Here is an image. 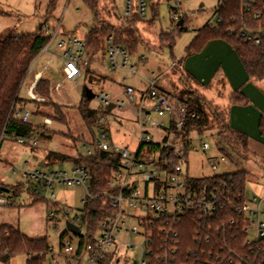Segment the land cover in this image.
Masks as SVG:
<instances>
[{
    "label": "rangeland",
    "instance_id": "obj_1",
    "mask_svg": "<svg viewBox=\"0 0 264 264\" xmlns=\"http://www.w3.org/2000/svg\"><path fill=\"white\" fill-rule=\"evenodd\" d=\"M115 4V9L113 2ZM132 11L135 12L136 0H132ZM178 4L176 16L178 20L185 19L187 31L180 33L176 38L171 49L165 48L161 51L159 35L162 31L170 30L174 27L176 21L174 17V5ZM50 0H0V38L8 35L20 36L32 34L40 24H45L50 29L59 25L60 30L57 36L51 42V50L59 40H65L62 33H72L79 40L87 33L88 28L93 24V17L90 10L81 0H57L52 12H47ZM146 10L139 22H127L120 19L125 15L128 0H100L99 8L103 18L112 24L114 34L124 36V30L130 29L131 37L138 36L141 44L137 46L134 54L128 55L127 64L122 69L108 70L107 56L99 58L100 62L90 66L91 71L106 76V81L97 80L96 76H91L86 69L85 54L82 55L83 66L81 77L77 79V84L63 80L59 74L61 63L57 57L52 58L48 65V71L56 77L57 82L61 84L60 92L62 96H53V102L60 105L65 115L66 126L58 125V122H52L47 126L50 130L41 136L36 148H29L25 145L16 143L13 139L4 138L0 143V186L11 190V193H1L0 198L5 200L4 205H0V225H11L20 230L21 233L30 238H44L54 253L59 251L60 236L66 231L67 219L73 218L80 212L81 200L84 197V189L80 186H55L53 191L55 199H42L30 193L27 188L29 182L25 175L32 174L35 169L42 173L55 172L57 170L65 171L69 176L72 164L69 162L49 164L45 157L48 152L63 154L67 158H74L81 148L80 142L73 141L72 138L82 136L84 141L90 143L91 132L88 126L83 123L77 111V104L82 100L85 87L92 90L97 95L104 91L110 96H117L125 99L124 89L126 86L132 87L136 94L146 92L149 81L156 80L157 88L177 94L179 91L191 92L200 96L204 100L209 113H218L226 118L230 126L234 129L244 132L250 140V150L245 154V160L242 165L249 171V180L245 185V195L247 199L256 197L264 200V186L259 178L258 167L253 155H257L256 146L258 134L256 128L250 126L247 122L246 128H239L233 121L231 115L234 109L230 111L227 108L228 101L233 95L242 93V87L247 83L252 85L262 96H264V80L250 81L243 80L238 84L245 74L241 70L235 55L228 45L223 41H212L207 43L202 49L193 53L187 51L188 46L193 41L197 32L208 22L212 23V18L218 6V0H145ZM117 12V13H116ZM149 20H152L149 22ZM50 44V45H51ZM50 50V51H51ZM62 51V52H61ZM60 53L62 66L63 49L58 48L56 56ZM46 57V56H45ZM42 58L35 62L29 68L34 72L45 61ZM98 60V59H97ZM172 62H176V68L170 69ZM63 70V68H62ZM29 77L20 89V97H27V86ZM54 86V85H53ZM187 96L186 93L183 95ZM38 103L49 105L51 101L39 98ZM28 103L27 110L30 112L29 122L36 124L42 122L46 117L35 114L36 108L40 111L52 114L51 107H39ZM37 106V107H36ZM89 106L102 110L100 102L94 98L89 102ZM244 106L249 109H259L258 106L247 102ZM117 117L122 112L112 110L110 117ZM260 113V112H259ZM122 119L123 127L120 130L111 128L109 130V139L107 142L114 148L133 151L137 148V135L139 133L137 118L132 113H125ZM48 119V118H47ZM238 127V128H237ZM93 132H97L93 128ZM154 137H163L161 132L149 130ZM191 148L183 155H178L182 162L183 171L191 178H202L214 174L230 173L235 171V167L225 168L218 165L216 171L209 169V162H215L220 156L215 147L214 130L206 131L202 135L191 134ZM206 142L209 145L208 150L201 151L200 143ZM56 144V145H55ZM89 145V144H87ZM90 146V145H89ZM193 148V149H192ZM251 151V152H250ZM175 154V153H174ZM45 162V165L38 167L39 163ZM260 167L264 168V163L259 159ZM31 185V184H30ZM15 186V187H13ZM15 189V191H12ZM14 194H13V193ZM10 203V204H8ZM55 203V204H54ZM264 205V203H263ZM64 211H68V218L64 217ZM53 212V216L49 214ZM130 226L134 224L128 220ZM73 243L78 239L67 233L66 235ZM251 236V233L249 234ZM120 240L134 245L132 255L138 254L142 241L135 235L120 236ZM118 251L124 253V247L118 245ZM49 254L44 264H49ZM123 258V256H122ZM6 264H26L24 255L14 256ZM125 264V263H122Z\"/></svg>",
    "mask_w": 264,
    "mask_h": 264
},
{
    "label": "built area",
    "instance_id": "obj_2",
    "mask_svg": "<svg viewBox=\"0 0 264 264\" xmlns=\"http://www.w3.org/2000/svg\"><path fill=\"white\" fill-rule=\"evenodd\" d=\"M222 1L218 0V6L212 18L213 22H208V26L214 27L220 22L218 10ZM177 5L175 2L174 21L178 20L175 13ZM132 7V0H128L125 17H130L134 13ZM135 7V13L143 16L146 10L145 0H136ZM239 11L241 14L249 16L250 21L255 25H243L238 31V36L245 42L254 45L264 43V0H240ZM59 30V25L52 29L44 25V34L52 35L51 42ZM57 47L63 49V79L76 84V78L80 76V69L83 66L82 55L85 54L82 41L76 37H70L67 40H59ZM104 47L109 71L122 69L127 64L128 53L114 45L112 35L106 37ZM45 51H47V47L43 50V52ZM148 83L147 91L139 92L138 95L132 87L126 86L124 89L125 99L110 97L104 91L95 95L102 109L113 105L110 111L107 109L108 112L111 113L114 109L122 112L119 115L120 118L117 117V113L113 117H110L109 114L100 116V121L104 124L105 129L96 135L97 149L113 152L119 157V168L107 182L110 191L102 195L110 203L112 210L99 221L97 230L84 244H81L79 240L80 236L86 235L85 227L81 224L80 212L73 220H70L67 219L69 212L64 211L66 222L77 226L80 229V234L75 236L67 231L74 235L78 241L73 243L66 234L61 240L57 253H54L50 247L52 255L49 264H195L198 263V258L206 254L198 246L211 242L212 230H218L217 233H221L227 227L235 225L236 221L231 219L228 222H221V226L218 228L212 227V224L220 219L228 190L219 186L196 190L190 184L191 177H188L181 167V158L177 160L176 164L170 165V161L163 158L158 150H151L150 145L159 144L169 148L177 157L183 155L185 149L188 151L191 148V141L178 136V133L181 132L187 120L196 118V114L189 111L183 101L157 88L156 80H151ZM33 87L29 88L27 98L40 102L41 100L33 93ZM60 87L61 84L55 82L54 89L59 92ZM127 112L137 118L139 130L138 145L133 151L114 148L107 142L111 128L122 129L121 118L124 119ZM29 117L30 112L24 106H16L12 112V118L24 124L29 122ZM41 123L48 126L51 121L45 118ZM149 130L161 132L164 136L154 137ZM41 136L40 133H32L16 137L14 141L29 148H36ZM208 148L209 145L206 142L200 143L201 151H206ZM92 152L93 148L82 143L77 154L89 156ZM218 165L225 168L233 166L227 157L219 156L215 162H209V169L216 171ZM25 179L31 184L32 195L45 200L55 199L53 191L55 186L82 187L85 193L81 205L84 198L89 196L87 190L89 173L83 166L72 165L69 176L65 171L42 173L39 169H35L32 174H26ZM4 204L5 200L0 198V205ZM232 205L244 223L245 243L260 250L264 255L263 199L246 198L241 204ZM52 216L53 212L49 214V217ZM190 219L196 223L194 244L198 248L188 251L187 258L192 259L191 263L188 261L178 263V230L183 222ZM128 220H132L134 224L129 226ZM250 233L251 236H249ZM122 234L135 235L141 239L142 246L139 247L138 254H131L134 245L121 241ZM118 245L124 247V253L118 251ZM229 253L237 260L234 261V264H260L257 261L258 253L254 255L253 259L242 257L233 251ZM208 256L210 257V253ZM216 261L219 263L221 257L216 255Z\"/></svg>",
    "mask_w": 264,
    "mask_h": 264
},
{
    "label": "trees",
    "instance_id": "obj_3",
    "mask_svg": "<svg viewBox=\"0 0 264 264\" xmlns=\"http://www.w3.org/2000/svg\"><path fill=\"white\" fill-rule=\"evenodd\" d=\"M56 1L50 0L47 12L54 10ZM81 1L90 10L93 17V24L88 28L83 40L84 51L87 54L84 69L91 76H96L97 80H106V76L90 70L92 64L99 63V58L102 59V57L105 58L106 56L104 47L106 37L112 35L114 45L123 49L128 55L134 54L141 42L138 36L132 39L128 38V36L131 37L130 29L123 31L126 38L114 34L116 28H113L112 24H109L100 12L102 9V7L99 8L100 0ZM112 3L115 9L114 1ZM239 6L240 0H223L218 10L220 22L214 27L207 24L203 26L188 46L187 51L195 53L208 41L222 40L230 46L248 77L255 81L264 80V43L254 45L245 42L238 36V31L243 25H255L254 22L250 21L249 16L240 13ZM117 15L120 19L127 22H139L141 20V16L135 12L130 17L121 16L118 13ZM181 19V26H177L178 20L174 23L172 29L160 33L159 43L161 44V51L165 48L171 49L175 38L180 33L187 31L185 19ZM44 25L40 24L32 34L17 37L8 35L0 38V143L5 137L14 140L16 137L27 136L32 133L43 135L47 130H50L42 123L34 125L28 122L24 124L12 118V112L16 106H25L28 103H33L34 105L40 104L39 107H51L52 114L44 113L38 108H36L35 114L48 118L51 123L58 122V125L66 126V129L68 127L60 105L53 102L49 80L40 78L33 87L35 96L46 99L48 102L51 101L49 105L41 104L28 98L24 99L19 95L29 68L34 64L43 50L46 47L48 49L51 42L52 35L44 34ZM172 63L173 65L170 69L176 68L177 63ZM184 93L187 94L186 97L183 96ZM173 96L183 101L187 105L188 110L196 114L195 119L186 121L178 136L191 141L192 133L202 135L207 130H214L216 150L220 156L227 157L235 167V171L230 173L214 174L202 178H190V184L196 190L216 186L224 187L228 190L225 196L224 207L220 213V219L212 224L214 229L221 226V222H228L231 219L236 221L234 226L227 227L224 232L217 233L218 230H212L213 236L211 242L202 243L201 246H198L206 254L198 258V263L195 264H234V261L237 260L229 253L230 251L251 259L258 253L257 261L260 264H264V255L261 254L260 250H256L253 246L245 243L246 237L243 233L244 223L232 205H239L246 199L245 185L249 180L250 173L243 167L242 162L245 160V154L248 151L247 136L233 129L221 114L215 112L209 113L204 100L200 96L184 90L177 92ZM89 102L83 93L82 100L77 104L76 109L83 123L88 126L91 132V140L87 144L93 148V152L89 156L77 154L74 158L70 159L63 154L51 151L45 157V160L49 164L69 162L72 165L83 166L88 170L89 181L87 190L89 196L84 198L80 209L81 224L85 227L86 231L85 236L79 237L81 244L89 241V237L97 230L99 221L112 210L110 203L102 195L110 191L107 182L119 168L120 164L117 154L104 152L96 147V135L99 131L105 129L104 124L100 121V116L108 115L110 112L107 109L96 110L89 106ZM93 128L97 131L96 133L93 132ZM70 138L73 141L86 144L82 136L77 138H72L71 136ZM150 148L151 150H158L163 155V158L170 161V165L176 164L180 158L175 156L166 146L154 144L150 145ZM186 152L187 149L184 151V157ZM42 163L44 166L45 162L43 161ZM6 187L0 186V194L11 193V190ZM27 190L31 193L30 184ZM12 191H15V189H12ZM195 229L196 223L193 219L181 224L177 239L178 263L185 261L192 262V259H188L187 256L190 249L198 248L194 244ZM66 234L67 232L60 236V243ZM50 253L51 248L46 239L30 238L21 233L16 227L7 224L0 225V264L8 263L16 255H24L26 257V264H44ZM209 253L210 257L208 256ZM216 255L221 257L219 263L216 261Z\"/></svg>",
    "mask_w": 264,
    "mask_h": 264
},
{
    "label": "crops",
    "instance_id": "obj_4",
    "mask_svg": "<svg viewBox=\"0 0 264 264\" xmlns=\"http://www.w3.org/2000/svg\"><path fill=\"white\" fill-rule=\"evenodd\" d=\"M62 35L65 38V40H67V38H70V37H75V34H71V33L65 34V32L62 33ZM84 36H83V39L80 40V41H82V43H83V40H84ZM214 41H222V40H214ZM210 42H212V41H208L207 43H210ZM57 43H56V45L54 46V48L52 50H51V46L53 44H51L48 47L47 51L43 52L38 57V59L35 61V62H38L42 58L44 59V57L46 56L45 57V61L43 62V65L42 64L39 65V66L42 67V69H38L37 68L34 72L29 71L30 69L28 70V73L26 75V78L29 77L30 81H29V84L27 86V92H28V90H29V88L31 86H35L36 82L40 78H43V79L49 80V82H50L51 91H52V97L53 96H56V95L62 96L60 90H59V92L56 91L54 89V86H53L55 84V82H57L56 77L52 76V73L47 70L48 69V65L50 64L52 58L57 57L58 58V61L61 63V66H60V68H59L58 71H59V74L61 75V78L63 79V76H62V68H63V66H62V62L60 60V53L62 51L59 52V55L58 56H56V53L58 52V48H59V47H57ZM207 43H205L203 45V47ZM228 47L230 48L229 45H228ZM231 51H232V49H231ZM232 53L234 54L233 51H232ZM86 55L87 54L85 53V55H84L85 58H86ZM235 57H236V55H235ZM236 59H237V57H236ZM237 62L239 64L241 70L245 74V78H243L240 82H238V84L239 85L242 84L243 80H247V78L250 81H252L253 79L250 78V77H248V75L246 74V72L242 68V66H241V64H240V62H239L238 59H237ZM107 63H108V61H107ZM81 71H82V68L80 69V76H78L76 78V84H77V79L81 77ZM26 78H25V80H26ZM25 80H24L23 84L25 83ZM104 81H106V80H104ZM241 90H242L243 94L236 92V94H238V95L231 96V98L228 101L227 108L230 109V111H232L234 109V113L231 115V121H233L237 126H239V128H246L247 122L250 123V126H254L256 128V135L258 134L257 139L259 141L261 140V142H258V144H257L258 146H256V151H254V152H257V155H255V156L253 155V158L256 160V166L258 167L257 174L259 175V178L261 179V181L263 183V186H264V168L263 167H260V164H259V159L264 163V96H262L252 85L247 84V83L242 87ZM110 97H115L116 98L117 96L115 95V96H110ZM117 98H119V97H117ZM24 99H27V97L24 98ZM247 102L248 103L249 102L253 103L254 105L258 106L259 109L256 108V110L254 109V111L251 110V109H249L247 106H244L245 104H247ZM27 107H28V104H26L24 106L25 109H27ZM39 123H41V122H38V123H36L34 125H37ZM237 131H239V130L237 129ZM239 132H241L244 135H246L242 131H239ZM246 136L248 138V148L250 150V140H249L248 135H246ZM263 203H264V200H263Z\"/></svg>",
    "mask_w": 264,
    "mask_h": 264
},
{
    "label": "water",
    "instance_id": "obj_5",
    "mask_svg": "<svg viewBox=\"0 0 264 264\" xmlns=\"http://www.w3.org/2000/svg\"><path fill=\"white\" fill-rule=\"evenodd\" d=\"M182 25V19L179 20V22L177 23V26H181ZM84 96L86 98V100L91 101L95 98V94L92 92L91 89L85 87L84 89ZM113 108V105H109L108 106V111H110ZM43 163H39L38 167H42ZM66 231L74 234L75 236H79L80 234V229L77 226L72 225L69 222H66Z\"/></svg>",
    "mask_w": 264,
    "mask_h": 264
}]
</instances>
